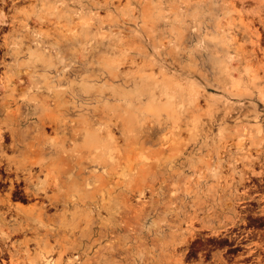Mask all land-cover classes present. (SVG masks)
Listing matches in <instances>:
<instances>
[{"label":"rangeland","instance_id":"1","mask_svg":"<svg viewBox=\"0 0 264 264\" xmlns=\"http://www.w3.org/2000/svg\"><path fill=\"white\" fill-rule=\"evenodd\" d=\"M9 1L16 158L43 167L82 260L264 264V0Z\"/></svg>","mask_w":264,"mask_h":264},{"label":"bare ground","instance_id":"2","mask_svg":"<svg viewBox=\"0 0 264 264\" xmlns=\"http://www.w3.org/2000/svg\"><path fill=\"white\" fill-rule=\"evenodd\" d=\"M27 5L26 6L24 5L23 7L25 8L27 7ZM16 9H18V7ZM4 16L6 18L8 15L7 16L4 15ZM34 19L35 18H33L32 21H36V19L35 20ZM4 21H5L4 17L0 18V22H4ZM259 21L263 23L262 17L259 18ZM6 24L8 26V23ZM6 24L4 23V25ZM217 26H218V30L222 31L224 29V27H222V25L220 24V21H218ZM251 32H253V34L255 33L257 37V41H260L261 34L257 30V28L251 29ZM255 44L259 49L262 50L263 53L262 57L264 58V47L260 46L259 43H255ZM260 44L263 45L261 42ZM8 59L6 60L8 61ZM25 74L26 73H24V75ZM20 77L22 78V76ZM20 77L18 78L20 79ZM15 79L17 80V78ZM1 87L2 86H0V89ZM47 92H49V90ZM47 101L49 102V99H47ZM7 108H8L7 101L4 97H2L1 94L0 95V260L1 263L3 264L8 262L9 264H89L86 260L85 261L82 260L83 256L87 253V250L89 248V245L87 244L86 239L82 234V231L77 230L78 233L77 235H75L76 237L73 238L71 235L75 234V232L71 227L66 226V224L63 223L62 220H61L62 222L59 221V223L55 222L56 213L55 211H51V209L52 208L57 209L61 199L59 195L56 193V191L53 190L54 185L39 184L40 183L39 173L43 170V167L36 166L33 168L26 161L16 158V155L22 152L21 146L23 144L24 137H23V132L20 131V129H18V127L15 125L13 121H11V116L9 115L10 112ZM9 150L12 152L11 154L8 152ZM3 189H5V191H2ZM21 190L23 191L22 193L20 192ZM74 196H76V194ZM17 199L20 200L17 201ZM23 201H26L27 203H24ZM89 203H91V201H89ZM50 207L52 208L50 209ZM90 207L92 208L93 211V212L91 211L92 214L94 215L101 214L100 208L96 202H92V205L89 204V208ZM188 237H190V235ZM243 237L244 236H241V238L239 239H242ZM180 249L181 248H179V250ZM116 250H119V247L117 245H114L112 253L117 254ZM6 257H8V260L6 259ZM105 264H108V262L107 263L105 262ZM113 264H125V263H121L120 261H117V262H113ZM129 264H134V263L131 262Z\"/></svg>","mask_w":264,"mask_h":264}]
</instances>
